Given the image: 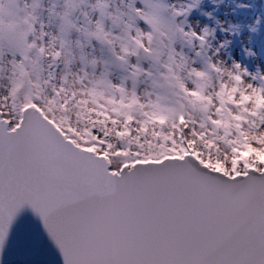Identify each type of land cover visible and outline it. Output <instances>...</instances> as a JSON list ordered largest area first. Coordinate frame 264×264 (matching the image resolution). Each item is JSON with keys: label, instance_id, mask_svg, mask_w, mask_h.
<instances>
[{"label": "snow or ice", "instance_id": "6c2138e0", "mask_svg": "<svg viewBox=\"0 0 264 264\" xmlns=\"http://www.w3.org/2000/svg\"><path fill=\"white\" fill-rule=\"evenodd\" d=\"M0 264H264V5L0 0Z\"/></svg>", "mask_w": 264, "mask_h": 264}, {"label": "rangeland", "instance_id": "374dc122", "mask_svg": "<svg viewBox=\"0 0 264 264\" xmlns=\"http://www.w3.org/2000/svg\"><path fill=\"white\" fill-rule=\"evenodd\" d=\"M226 2H227V0H226ZM232 2L239 3V2H242V0H232ZM252 2L260 4V5H264V0H252Z\"/></svg>", "mask_w": 264, "mask_h": 264}]
</instances>
